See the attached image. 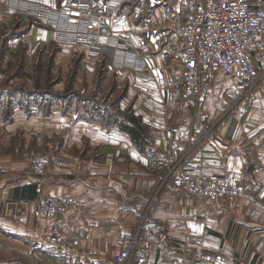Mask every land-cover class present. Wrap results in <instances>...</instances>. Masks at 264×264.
Returning a JSON list of instances; mask_svg holds the SVG:
<instances>
[{
	"label": "crops",
	"instance_id": "crops-1",
	"mask_svg": "<svg viewBox=\"0 0 264 264\" xmlns=\"http://www.w3.org/2000/svg\"><path fill=\"white\" fill-rule=\"evenodd\" d=\"M60 5L57 0H45ZM106 21L122 29L130 52L114 41L98 54L64 39L53 27L40 32L65 50L73 45L88 57L81 79L99 75L102 84L121 95L112 118L79 115L70 108L50 114L16 111L0 138V264H120L116 242L142 227L152 241L147 264H195L191 254L198 238L222 253L227 264H264V48L254 51V73L245 80L219 70L206 95L183 93V70L171 56L170 25L194 8L197 0H107ZM264 6V0H250ZM3 4L0 0V5ZM10 7V4H9ZM173 92V95L171 93ZM112 93V94H113ZM15 142H14V141ZM155 146L182 158L196 174L231 171L245 187L243 195L222 196L213 205L196 196L170 195L164 171L151 168L146 148ZM29 148L65 152L64 164H52L42 188L31 176L24 152ZM200 162V166H194ZM39 196H71L64 216L36 224ZM21 200L29 222L14 217ZM54 226L84 232L81 246L96 250L69 261L54 255L45 239Z\"/></svg>",
	"mask_w": 264,
	"mask_h": 264
},
{
	"label": "built area",
	"instance_id": "built-area-1",
	"mask_svg": "<svg viewBox=\"0 0 264 264\" xmlns=\"http://www.w3.org/2000/svg\"><path fill=\"white\" fill-rule=\"evenodd\" d=\"M167 0H150V5H167ZM104 8L90 0H63L60 5L50 6L43 19L67 41L81 44L91 54H98L105 42L114 41L127 56L132 42L122 29L106 21ZM173 40L171 56L178 60L183 70V93L206 95L215 83L219 70L245 80L255 71L254 51L264 48V6H255L250 0H197L193 9L183 18L170 25ZM173 95V92L171 93ZM151 168L164 171V183H169V194H187L202 198L211 206L222 196H240L245 187L233 181L231 171L196 174L186 168L182 158L173 153L159 151L155 146L146 148ZM31 176L42 188L43 177L52 164H64L65 152L55 148L46 151L29 148L24 152ZM194 166H200L195 162ZM14 217L28 223L30 214L21 200ZM71 196H39L33 216L36 224L45 218L64 216L73 207ZM142 227L130 236L116 242L114 259L120 264H147L152 241L142 235ZM84 232L69 233L54 226L45 234L50 251L56 256L76 261L87 255H97L96 250H84L81 240ZM191 257L195 264H227L226 257L205 246L198 238Z\"/></svg>",
	"mask_w": 264,
	"mask_h": 264
},
{
	"label": "rangeland",
	"instance_id": "rangeland-1",
	"mask_svg": "<svg viewBox=\"0 0 264 264\" xmlns=\"http://www.w3.org/2000/svg\"><path fill=\"white\" fill-rule=\"evenodd\" d=\"M0 5V138L6 121H14L16 111L25 114H50L55 109H72L79 115L110 117L116 112L118 93L102 84L99 75L92 81L80 76L82 62L88 57L75 45L65 50L54 39H46L43 19L53 4L45 0H1ZM57 0L56 2H58ZM103 2L114 13L107 0ZM132 0L124 1L131 4ZM10 4V7H9ZM105 10V7H102ZM106 11V10H105ZM113 93V94H112ZM14 141V140H13ZM15 142V141H14Z\"/></svg>",
	"mask_w": 264,
	"mask_h": 264
},
{
	"label": "trees",
	"instance_id": "trees-1",
	"mask_svg": "<svg viewBox=\"0 0 264 264\" xmlns=\"http://www.w3.org/2000/svg\"><path fill=\"white\" fill-rule=\"evenodd\" d=\"M62 1H63V0H59V4H61V3H62Z\"/></svg>",
	"mask_w": 264,
	"mask_h": 264
}]
</instances>
